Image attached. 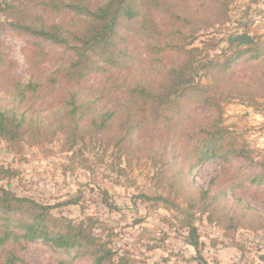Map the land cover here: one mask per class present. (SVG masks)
Here are the masks:
<instances>
[{
  "label": "rangeland",
  "instance_id": "374dc122",
  "mask_svg": "<svg viewBox=\"0 0 264 264\" xmlns=\"http://www.w3.org/2000/svg\"><path fill=\"white\" fill-rule=\"evenodd\" d=\"M105 1L0 0V105L25 111L34 118V128L14 149L0 138V187L44 205L80 196L79 204L56 207L50 214L61 220L85 222L86 226L93 223L91 232L101 242H107L130 258L131 264H200L196 260V250L187 243L189 231L185 227V212L169 206L164 200L147 201L139 196L142 193L163 195L177 202L180 209L192 213L202 241L201 252L208 264H264V184L242 182L234 187L245 174L261 172L256 165L248 166L234 158L228 166L231 172L225 171L217 159L196 167L191 180L199 189L211 187L210 195L215 198L213 203L209 201L211 205L207 211H200V205L189 206L195 191L172 185L168 179V173L175 174L179 166L171 168L163 182L157 178L165 158L163 160L156 136L147 127L137 128L126 138L116 131L88 129V118L80 121L81 128L76 133L59 129V111L65 103L61 98L74 86L80 89L82 99L90 108L96 97L99 99L94 106L99 109L112 110L122 104L124 90L114 80L118 70L109 74L89 73L77 83L67 78L71 71L65 69L62 79L68 87L62 89L64 84L60 78L57 83L45 86L51 99L41 95L44 87L34 96H16L21 84L28 79L44 80L60 64L68 66L71 63L64 45L38 37L24 26L40 18L46 24H57L65 32L79 35L84 32V17L63 8L62 4L78 2L85 11V6L92 10ZM229 8L231 19L226 24L199 29L197 23L198 32L188 48L204 50L222 39L221 49L227 46L223 38L233 32H246L255 42L264 41V0H233ZM143 10L146 17H158L160 28L161 14L157 7ZM131 24L137 25L136 21ZM131 27L120 30V38L125 39L124 42L119 39L123 60L132 56L139 66L136 73L156 77V72H151L155 66L154 55L147 41L148 37H153V30L149 28L145 33L135 34ZM167 32L162 30L164 34ZM220 49L215 50V54L220 53ZM182 62L183 59L168 56L164 67ZM122 65L120 71L131 67L133 62L129 60ZM252 65L244 61L235 65L237 75L244 73L249 78ZM203 83L218 86L211 75L203 77ZM256 100L258 105L237 98L224 104L223 124L245 138L256 160H264V88ZM192 113L194 121L204 125L211 124L217 116L214 109L201 104L192 106ZM189 124L186 130L193 128ZM60 126L69 127L67 122ZM179 130L177 128V132ZM3 169H10L15 175L3 176ZM224 187L228 191L221 194L220 189ZM105 193L108 203L104 201ZM23 216L26 212L22 209L6 212L0 208V228L3 230L5 218H9L8 224H14V218ZM11 250L26 260L20 264H93L94 260L93 256L74 259L75 252L57 250L45 241L21 240L17 248H12L11 244L6 246L5 251ZM1 253H4L2 249Z\"/></svg>",
  "mask_w": 264,
  "mask_h": 264
},
{
  "label": "trees",
  "instance_id": "16d2710c",
  "mask_svg": "<svg viewBox=\"0 0 264 264\" xmlns=\"http://www.w3.org/2000/svg\"><path fill=\"white\" fill-rule=\"evenodd\" d=\"M232 1L171 0L167 3L163 0H106L99 6L92 7V10L85 6V11L77 4L78 2L62 4L63 8L84 17L86 24L82 34L67 33L62 26L46 24L40 18L32 20L24 28L38 37L64 45L71 56V63L68 66L60 64L44 80L30 78L23 82L16 96L22 98H26L28 94L34 96L44 87L41 95L51 99L46 93L45 86L47 83L51 85L57 83L60 78L64 84L62 89L68 87L64 78L62 79L65 69L71 71L67 78L77 83L89 73L109 74L118 70L114 80L119 82V87H123L124 102L112 110L99 109L94 106L99 99L96 97L92 99L90 108L82 99L80 89L72 85L74 87L61 98L65 103L63 109L59 111V129L64 131L70 129V132L72 130L76 133L81 128L80 121L88 118L90 119L88 129L116 131L126 138L131 137L137 128L147 127L156 136L163 160L165 158L157 178L163 182L168 171L179 166L175 174L168 173V179L172 185L181 186L184 190H194L189 206L194 208L200 205V211H207L215 199L210 195L211 187L206 190L199 189L191 180L192 171L207 160L217 159L227 172H231L228 166L234 158L244 161L248 166L256 165L261 172L245 174L234 187L242 182L264 184V160H256L257 156L245 138L223 124L224 104L227 102L237 98L244 102L248 101L250 105L259 104L256 99L264 88V41L257 40L250 46L243 47L235 39L238 33L233 32L227 35V38H223L227 46L221 49L219 47L222 39L213 42L204 50L198 47L188 48L198 32V28L195 27L197 23L200 24L199 29H209L217 23L226 24L230 21L229 6ZM153 6L157 7L158 13L161 14L160 28L158 17L154 15L146 17V12H142L143 9ZM133 20L136 21V26H132ZM238 24L244 25L242 22ZM129 27L135 34H138V31L145 33L149 28L153 30V37H148L147 41L151 48L150 52L154 55L152 59L155 66L151 72L155 71L156 77L136 73L139 66H136V59L132 56L123 60L124 54L120 51L119 39L122 42L125 39L120 38V30ZM162 30L168 32L164 34ZM219 49L221 52L215 54L214 51ZM1 56L0 49V60ZM168 56L183 59V62L165 68L164 60ZM129 60H132L133 65L120 71L123 68L122 63ZM242 61L253 63L249 78L244 73L237 75L235 65ZM209 75L217 81L218 86L203 83V77ZM57 96H60V93ZM195 104L216 111L217 116L211 124L204 125L194 121L192 106ZM91 109L92 111H88ZM33 120L34 118L28 116L25 111L0 105V138L6 141L8 147L14 149L26 133L34 128ZM63 122H67L69 127L60 126ZM188 124L193 128L186 130ZM177 128L178 130L180 128L179 132ZM3 170L1 172L3 176L15 175L10 169ZM226 190L228 191L227 187L221 188V194ZM0 191V208L3 211L22 209L26 212V216L14 218V224H8L9 218H5V222L2 223L0 249L4 253L0 254V264L26 263L18 252L5 251L9 244L12 248H17L21 240L45 241L57 250L73 251L74 259L93 256V264H131L130 258L120 254L107 242H101L91 232L94 228L93 223L86 226L85 222L61 220L50 214L56 207L79 204L80 196L55 205H44L1 187ZM229 191L231 192L232 188ZM139 196L147 201L164 200L169 206L183 210L187 217L185 227L189 231L187 243L196 250V260L200 264H208L201 252L202 241L191 212L180 209L177 202L163 195L151 196L142 193ZM104 197V201L108 203L107 193Z\"/></svg>",
  "mask_w": 264,
  "mask_h": 264
},
{
  "label": "water",
  "instance_id": "95a60500",
  "mask_svg": "<svg viewBox=\"0 0 264 264\" xmlns=\"http://www.w3.org/2000/svg\"><path fill=\"white\" fill-rule=\"evenodd\" d=\"M240 46H249L254 43V38L248 33L238 34L235 38Z\"/></svg>",
  "mask_w": 264,
  "mask_h": 264
}]
</instances>
